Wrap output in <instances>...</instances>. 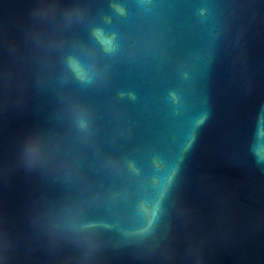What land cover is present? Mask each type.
<instances>
[{"label": "water", "instance_id": "water-1", "mask_svg": "<svg viewBox=\"0 0 264 264\" xmlns=\"http://www.w3.org/2000/svg\"><path fill=\"white\" fill-rule=\"evenodd\" d=\"M0 264H264V0H0Z\"/></svg>", "mask_w": 264, "mask_h": 264}]
</instances>
